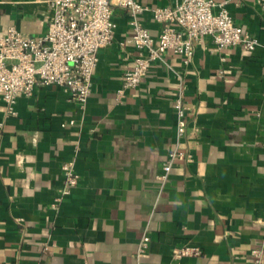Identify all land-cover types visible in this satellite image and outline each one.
Here are the masks:
<instances>
[{"label": "crops", "instance_id": "obj_1", "mask_svg": "<svg viewBox=\"0 0 264 264\" xmlns=\"http://www.w3.org/2000/svg\"><path fill=\"white\" fill-rule=\"evenodd\" d=\"M216 1L264 40L255 0ZM48 13L45 0H0V35L11 25L42 34ZM113 17L85 105L56 85L19 96L12 115L0 99V264H246L251 250L264 251V47L218 49L206 37L188 64L168 50L117 97L134 48L127 11ZM143 22L158 34L150 13ZM180 85L187 115L178 140ZM174 149L190 160L174 159L161 184ZM69 160L78 182L54 208ZM184 246L198 253L175 257Z\"/></svg>", "mask_w": 264, "mask_h": 264}, {"label": "built area", "instance_id": "obj_2", "mask_svg": "<svg viewBox=\"0 0 264 264\" xmlns=\"http://www.w3.org/2000/svg\"><path fill=\"white\" fill-rule=\"evenodd\" d=\"M255 2L264 9V0ZM45 3L49 13L42 34L26 35L11 25L0 35V99L7 114H15L17 98L30 96L36 86H60L72 100L85 105L98 64V52L114 39L116 7L128 13L129 42L134 48L132 65L123 72L117 97L125 89L137 86L155 62L163 61L168 50L179 56L183 64H188L206 37L218 49L242 46L252 51L264 47V40L243 30L234 22L224 2L216 0H175L172 5L153 8L137 0H45ZM148 13L159 24L156 36L144 25L143 17ZM173 109L176 138L180 140L185 133L187 115L181 85L174 96ZM176 158L190 160V155L177 149L170 151L162 163L161 173L156 176L161 184ZM61 171L63 185L53 198L54 208H58L78 182L73 161L64 162ZM149 239L144 232L138 244L139 255L144 254ZM195 253L198 250L188 246L174 250L175 257ZM246 264H264V251L251 250Z\"/></svg>", "mask_w": 264, "mask_h": 264}]
</instances>
